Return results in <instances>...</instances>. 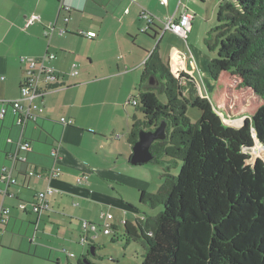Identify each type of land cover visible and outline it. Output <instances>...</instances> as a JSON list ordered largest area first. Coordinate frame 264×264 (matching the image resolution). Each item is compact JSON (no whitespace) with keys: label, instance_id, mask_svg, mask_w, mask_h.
Wrapping results in <instances>:
<instances>
[{"label":"crops","instance_id":"crops-1","mask_svg":"<svg viewBox=\"0 0 264 264\" xmlns=\"http://www.w3.org/2000/svg\"><path fill=\"white\" fill-rule=\"evenodd\" d=\"M218 4L219 0H167L166 6L158 0H0V102L19 96L25 76L21 56L44 57L57 76L43 96L34 99L43 108L33 111L35 119L22 127L10 110L0 118V170L10 165L9 154L18 140L31 148L25 161L13 166V197L0 195V204L9 209L0 221V264H31V257L83 263L90 259L91 243H81L82 221L97 224V233L103 234L100 214L109 213L112 233L120 236L124 223L138 218L137 198L154 177L146 163L129 162L132 145L126 135L134 111L130 101L137 98L145 62L156 47L180 78L185 96H207L200 43L215 25ZM183 9L193 16L186 39L170 31L161 35L165 18H177ZM32 14L39 20L26 26ZM52 23L55 28L48 37L45 30ZM60 27L66 30L62 35L57 33ZM149 27L159 33L157 39L151 38L155 32ZM81 32H94L95 37L88 39ZM21 104L28 108L27 101ZM61 118L72 123L63 125ZM53 146L58 148L56 159L50 156ZM53 166L61 169L60 175L46 178ZM29 171L42 176H30ZM47 185L55 189L47 209L35 214L18 208L20 201H35ZM51 238L67 250L54 251L48 246Z\"/></svg>","mask_w":264,"mask_h":264},{"label":"trees","instance_id":"trees-1","mask_svg":"<svg viewBox=\"0 0 264 264\" xmlns=\"http://www.w3.org/2000/svg\"><path fill=\"white\" fill-rule=\"evenodd\" d=\"M203 43L216 51L206 97L185 96L156 47L132 105L142 116L133 111L127 142L164 121L166 137L150 146L151 161L181 162L177 175L165 167L155 193L140 192L141 204L160 211L125 222L120 236L111 233L112 242L139 249L140 264H264V161L248 165L245 152L256 140L264 147V0H219ZM188 106L200 111L196 122ZM221 116L243 124L227 125Z\"/></svg>","mask_w":264,"mask_h":264},{"label":"built area","instance_id":"built-area-1","mask_svg":"<svg viewBox=\"0 0 264 264\" xmlns=\"http://www.w3.org/2000/svg\"><path fill=\"white\" fill-rule=\"evenodd\" d=\"M158 1L161 5H167V0ZM142 17L151 22V17L149 14L143 13ZM192 18V14H190L185 9L181 11L180 15L177 18H174L173 15L166 17L162 25L163 27L161 30V35L164 31H170L182 37L183 39H186L191 28ZM36 20H39L38 15H30L26 19V26L32 24ZM68 20L69 17H64L65 22H67ZM54 28V23L48 25L47 29L45 30V34L49 37ZM65 31L66 30L62 27L57 29V33L59 35L64 34ZM80 34L88 39H93L95 37L94 32H81ZM52 57L53 56H50V58ZM20 62L21 64H25V76L19 87V96L15 100L0 102V118H3L7 111L10 110V112L16 118V124L23 127L28 120L36 118V114L33 111L42 112V106L35 104L34 99L37 97H42L43 94L52 85V83L55 82L57 76L55 74L54 68L45 63L44 57L41 59H35L28 56H21ZM191 63H193L192 60ZM71 73L76 74V71H72ZM42 83H44V87H41ZM22 101L28 102V108L26 110L23 109V106L21 104ZM130 102L131 105H136L138 103V100L136 98H133ZM60 121L63 125H70L72 123V120H67L65 118H61ZM30 150L31 148L29 143L20 139L16 143L15 150L9 154L10 165L5 166L0 170V195H2L3 197H13V194L9 192V186L16 184V179L12 175V171L14 168L13 166L18 161H25V154ZM57 150V146H53L51 148L50 156L52 157V159H56L58 157ZM60 173L61 169L58 166H53L46 173V178H56L60 175ZM28 175H35L37 177H40L42 176V173L29 171ZM53 192H55V189L52 186L47 185L44 190L39 191L36 194L35 201L31 203L20 201L18 203V208L22 211L30 209L32 213L39 214L43 210L48 208V197ZM8 215L9 209L3 207L2 204H0V221H4ZM111 218L112 215L109 213L100 214V219L102 221V232L104 235H109L112 233V229L108 223ZM82 228L84 230V235L81 237V243L92 242L97 239V224L90 223L84 220L82 221Z\"/></svg>","mask_w":264,"mask_h":264},{"label":"rangeland","instance_id":"rangeland-1","mask_svg":"<svg viewBox=\"0 0 264 264\" xmlns=\"http://www.w3.org/2000/svg\"><path fill=\"white\" fill-rule=\"evenodd\" d=\"M232 1V0H229ZM216 19V16H215ZM214 24V21H213ZM206 34V33H205ZM200 47L202 50V53L204 55V78L206 81V87L210 88L211 85V79L208 72V63L212 58L216 56V51H208L204 45L203 42L200 43ZM203 76V75H202ZM201 75L198 76L199 83L202 87L205 86L203 82V77ZM160 100H164L163 95H158ZM137 117H141V113L139 111H134ZM187 117L191 120V122H196L200 118V111L197 108L194 107H187L186 110ZM243 124L242 119L239 120H233L228 123V125L234 126V127H240ZM249 155V159L246 161V164L248 165H254V163L261 159L264 161V147L260 144L256 143L254 146L248 150L245 151ZM167 160V161H165ZM169 160V161H168ZM181 166V162L179 160H176L175 162L172 161L169 158L162 157L156 161H150L145 164V167L149 169V171L153 174V183H149L147 187V192L155 193L159 186H156V184L160 185L161 182V174L165 171V167H168V173L171 175H177L179 172ZM145 169V168H144ZM130 185H127L125 189H127V193L131 196V188H129ZM130 189V190H129ZM135 196V195H134ZM133 197V195H132ZM137 202H139V199L137 198ZM139 210L141 213H138V218L142 217L143 215H156L161 207L151 208L145 204H139ZM134 221V219H132ZM96 223H99L96 222ZM77 231H80L78 229ZM99 238L95 240V244L98 247L96 249L95 256H90V260L93 261L95 264H140V255H139V249L135 248L131 245H126L124 243L120 242H112V236L111 235H103L102 233L98 232ZM121 237H119L120 239ZM50 240V246L54 251H61V250H67L66 246L63 245L62 242L56 240L55 238L48 239ZM79 245V244H78ZM63 246V247H61ZM64 248V249H63ZM88 248V246H86ZM71 250V249H70ZM73 250V249H72ZM74 250L76 251V246H74ZM73 253L72 251H68ZM55 253V252H52ZM79 256V252H77ZM70 263H67L66 260L60 261V263L57 262L55 258H51L49 260H38L31 257V264H76V259L69 258ZM82 262L84 264L85 261L82 259Z\"/></svg>","mask_w":264,"mask_h":264},{"label":"water","instance_id":"water-1","mask_svg":"<svg viewBox=\"0 0 264 264\" xmlns=\"http://www.w3.org/2000/svg\"><path fill=\"white\" fill-rule=\"evenodd\" d=\"M151 83L152 79L149 81V84ZM221 118L223 122L228 125L227 121L222 116ZM165 127L166 124L162 121L152 130H141L138 133V140L132 145V153L129 159L132 165L145 164L152 160L153 156L150 152V146L154 141L162 140L166 137ZM256 141L261 145L258 140ZM90 253H93L92 248L90 249Z\"/></svg>","mask_w":264,"mask_h":264},{"label":"bare ground","instance_id":"bare-ground-1","mask_svg":"<svg viewBox=\"0 0 264 264\" xmlns=\"http://www.w3.org/2000/svg\"><path fill=\"white\" fill-rule=\"evenodd\" d=\"M227 123H229V122H227Z\"/></svg>","mask_w":264,"mask_h":264}]
</instances>
